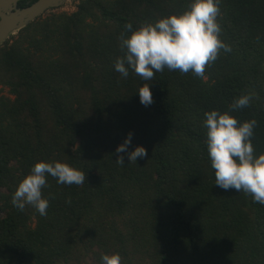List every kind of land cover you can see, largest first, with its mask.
Wrapping results in <instances>:
<instances>
[{
    "label": "trees",
    "instance_id": "obj_1",
    "mask_svg": "<svg viewBox=\"0 0 264 264\" xmlns=\"http://www.w3.org/2000/svg\"><path fill=\"white\" fill-rule=\"evenodd\" d=\"M191 3L78 0L1 45L0 264H101L117 252L122 264H264V204L215 185L204 127L212 110L255 120L254 154H264V0H220V39L231 51L221 49L203 77L165 67L145 81L114 68L127 23L135 30ZM145 83L149 106L137 93ZM243 95L249 105L232 110ZM129 132V151H147L137 162L115 151ZM41 161L86 175L81 185L48 175L44 216L11 203Z\"/></svg>",
    "mask_w": 264,
    "mask_h": 264
},
{
    "label": "clouds",
    "instance_id": "obj_2",
    "mask_svg": "<svg viewBox=\"0 0 264 264\" xmlns=\"http://www.w3.org/2000/svg\"><path fill=\"white\" fill-rule=\"evenodd\" d=\"M219 2L192 0L189 9L182 14L145 23L135 30L131 23H127L120 36L121 47L126 51L116 59L115 71L127 78L131 69L145 81L152 80L154 73L162 72L165 67L182 73L191 70L194 75L203 77L205 66L217 59L221 49L231 51L220 39ZM137 93L144 106L153 103L150 84H143ZM250 100V95L237 98L232 110L247 107ZM204 115L207 153L214 170L215 185L224 190L243 191L250 194L254 202L264 204V154L257 157L251 142L257 122L239 123L229 112L217 110ZM132 137L133 133L129 132L115 151L127 154L130 162H137L138 158L147 156V151L143 146L129 151ZM116 162L123 165L124 155H118ZM48 175L59 184L81 185L86 180L84 172L67 163L37 162L30 174L19 182L12 196V205L20 211L31 205L41 216L46 215L49 199L43 197L42 188L46 186ZM101 264H122V257L118 252L104 254Z\"/></svg>",
    "mask_w": 264,
    "mask_h": 264
},
{
    "label": "water",
    "instance_id": "obj_3",
    "mask_svg": "<svg viewBox=\"0 0 264 264\" xmlns=\"http://www.w3.org/2000/svg\"><path fill=\"white\" fill-rule=\"evenodd\" d=\"M20 1L0 0V47L20 29L69 0H36L28 6L18 7Z\"/></svg>",
    "mask_w": 264,
    "mask_h": 264
},
{
    "label": "rangeland",
    "instance_id": "obj_4",
    "mask_svg": "<svg viewBox=\"0 0 264 264\" xmlns=\"http://www.w3.org/2000/svg\"><path fill=\"white\" fill-rule=\"evenodd\" d=\"M77 3H78V0H69L67 3H65L64 5H62L59 8H56L53 11L54 12H67V13H71V12H73L76 9ZM46 13H49V11H47ZM16 34H14L13 36H16ZM8 41L10 42L11 39H9ZM0 95H6V89L3 88V87H1V86H0Z\"/></svg>",
    "mask_w": 264,
    "mask_h": 264
}]
</instances>
